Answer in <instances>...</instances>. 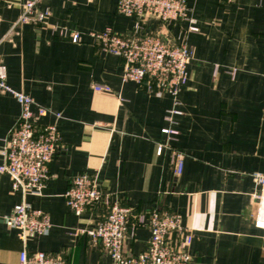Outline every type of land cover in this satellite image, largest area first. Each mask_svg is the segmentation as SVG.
I'll use <instances>...</instances> for the list:
<instances>
[{
  "label": "crops",
  "instance_id": "0c3cea01",
  "mask_svg": "<svg viewBox=\"0 0 264 264\" xmlns=\"http://www.w3.org/2000/svg\"><path fill=\"white\" fill-rule=\"evenodd\" d=\"M24 1L0 0V66L14 91L60 115L41 123L58 127L61 151L40 196L13 192L10 178L0 176V264H19L25 251L59 255L68 264H112L82 233L103 211L78 217L67 206L65 193L82 175L138 215L155 208L179 214L193 233L191 264H264V230L255 226L264 193L255 180L264 177V0H187L190 20L169 28L150 21L140 31L194 51L178 106L165 92L125 82L123 62L89 37L135 29L137 19L119 15L117 0L45 1L39 9L51 13L46 26H16ZM53 27L83 40L60 38ZM94 85L113 93H96ZM174 108L181 115L169 122ZM19 116L15 97L0 94V166ZM168 129L177 134L166 135ZM176 155L184 159L180 176ZM21 204L48 215L49 233L20 238L8 219ZM149 240V230L138 228L124 254L140 255Z\"/></svg>",
  "mask_w": 264,
  "mask_h": 264
},
{
  "label": "built area",
  "instance_id": "2783aa9c",
  "mask_svg": "<svg viewBox=\"0 0 264 264\" xmlns=\"http://www.w3.org/2000/svg\"><path fill=\"white\" fill-rule=\"evenodd\" d=\"M49 0H25L16 26H46L51 13L40 10L39 5ZM187 0H117V13L137 19L133 31L117 34L112 30L90 33L89 37L103 53L112 55L123 62V80L132 82L149 92H165L171 95L178 106L180 89L186 80V73L194 56V51L186 43L176 44L160 34H142L140 31L150 22L158 21L165 27H174L190 20ZM192 21V20H191ZM192 32L197 29L191 28ZM60 38H69L80 43L83 35L63 27H53ZM96 93L112 94L108 85H94ZM0 94H11L20 106V116L15 127L4 141V162L0 166V176H8L13 192L40 196L50 180L49 165L60 148L58 127L42 124L49 115L60 119L59 114L37 106L34 100L14 91L7 83L6 67L0 66ZM175 106V107H176ZM181 115L173 109L167 118ZM166 135H176L170 129ZM158 149V154L162 152ZM174 173L183 172L184 159L176 155L173 160ZM255 180L264 189V177L256 175ZM258 198L259 211L255 226L264 230V193ZM69 209L78 217L89 209H100L103 215L89 230L82 233L112 259V264H191L190 249L193 233L183 227L182 217L167 210L155 208L146 215H138L132 208L124 207L111 195L105 194L96 179L89 175L78 176L71 181L65 193ZM8 224L17 229L21 239L30 235H44L51 229L47 214L26 204L14 208ZM138 228L150 232V240L145 251L138 256H127L123 252L124 243ZM19 264H68L59 255L45 252L29 254L22 252Z\"/></svg>",
  "mask_w": 264,
  "mask_h": 264
}]
</instances>
